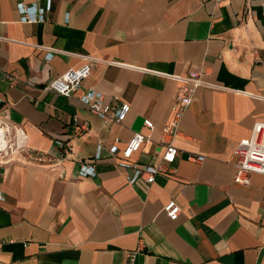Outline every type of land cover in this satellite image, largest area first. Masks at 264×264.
Here are the masks:
<instances>
[{
	"label": "crops",
	"instance_id": "obj_1",
	"mask_svg": "<svg viewBox=\"0 0 264 264\" xmlns=\"http://www.w3.org/2000/svg\"><path fill=\"white\" fill-rule=\"evenodd\" d=\"M20 2L36 0H0V264H126L137 250L134 264H264V175L236 184L233 158L264 122V100L240 93L264 96V0H54L36 23ZM86 56L100 61L72 97L47 90ZM168 74L214 87L196 90L175 162L129 185L109 150L141 133L150 141L132 160L161 163L179 89ZM87 90L128 103L125 122L93 114ZM100 145L96 175L80 176Z\"/></svg>",
	"mask_w": 264,
	"mask_h": 264
},
{
	"label": "built area",
	"instance_id": "obj_2",
	"mask_svg": "<svg viewBox=\"0 0 264 264\" xmlns=\"http://www.w3.org/2000/svg\"><path fill=\"white\" fill-rule=\"evenodd\" d=\"M43 1L44 5L40 6ZM54 0H36L33 5H28L23 2L18 4V11L23 22L36 23L45 22L47 14L53 8ZM50 51V57L53 51ZM86 64L80 68L70 69L64 75L60 76L47 87L48 91H53L65 97H72L77 90L82 88L83 82L91 74V65L96 60L91 56L84 57ZM111 65L119 67H128L121 62L110 61ZM151 72L150 70H142ZM154 73V72H152ZM179 83L178 95L174 106L172 108V115L168 123L163 128L162 146L164 152L160 164L142 166L132 160L133 155L137 153L141 146L150 141V137L141 133L134 134L127 146L120 151L117 146H112L109 150L111 156L116 159V164L119 168L128 173L127 183L134 185L137 181L143 180L148 184H153L157 176L162 172L165 166H171L178 155V148L174 145V140L178 137L180 132V125L185 112L192 103L193 96L198 88H211L213 85L204 81L200 74L192 75H164ZM251 98L264 100L263 95H256L250 92H240ZM80 101L85 104L89 110L99 117L103 118L108 123L123 124L130 112V105L126 102L121 104H110L106 101L103 94L92 90L85 91L80 96ZM2 101L0 100V105ZM151 128L153 126L148 124ZM62 145V142H57ZM22 155L24 159L36 165H49L52 163L49 153L36 151L32 149H23ZM102 158V146L97 149L94 158L87 160L80 165L79 175L82 177H93L96 175V163ZM234 166L236 174L234 182L238 185L249 186L251 184V176L253 174L264 175V122H257L252 128V133L249 138L243 139L239 142L234 153ZM204 158H197V161H203ZM171 170V169H170ZM165 212L172 221L178 219L181 209L175 200H171L165 205ZM139 250L127 253L126 264H134Z\"/></svg>",
	"mask_w": 264,
	"mask_h": 264
},
{
	"label": "rangeland",
	"instance_id": "obj_3",
	"mask_svg": "<svg viewBox=\"0 0 264 264\" xmlns=\"http://www.w3.org/2000/svg\"><path fill=\"white\" fill-rule=\"evenodd\" d=\"M1 151V150H0Z\"/></svg>",
	"mask_w": 264,
	"mask_h": 264
}]
</instances>
